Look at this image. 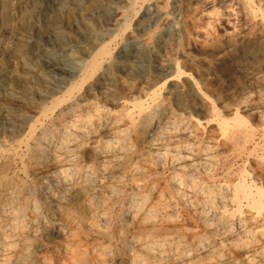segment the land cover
Wrapping results in <instances>:
<instances>
[{"label":"bare ground","instance_id":"obj_1","mask_svg":"<svg viewBox=\"0 0 264 264\" xmlns=\"http://www.w3.org/2000/svg\"><path fill=\"white\" fill-rule=\"evenodd\" d=\"M16 1L18 2V5L15 6V7H17L15 9L19 10V8H20L19 4H22L25 0H16ZM60 1H62L63 4H59L61 6V9H58L60 12L59 11L57 12V13H59V15L56 14L53 17L51 16L52 18L50 20H46L44 23L39 24V19L41 18V16H43L45 13H48L47 11L50 9V7H52L53 5L57 4V2H60ZM161 1L164 2V4L162 6L165 7V5H167L165 3L166 0H161ZM213 1L205 0L203 2H205L206 5L211 6V3H213ZM216 1L220 2V3L221 2L224 3V1L226 2V0H216ZM234 1L236 2V0H234ZM85 2H86V0H37L35 3H33V5H31L30 9L26 8L25 10H23L20 18L19 19L16 18L17 20L15 21V19L14 20L12 19V15H13V11H14V7L12 6L13 5L12 0H0V46L2 47L3 40H6V43L7 42L9 43V45H8L9 51L8 52H10V56L7 57V55L6 56L4 55V57H6L7 59L6 60L4 59L5 61H3V63L0 64V88L5 87L6 84H9L11 82L14 83V81L20 80L21 78H24V80H23L24 82L26 81V79H28V80L31 79V80H33L34 83L39 85V87L37 86L38 88L33 86L34 87L33 89H28L27 87H25L23 85L22 86L23 88H21V90L18 92H11L10 90H8L12 87L7 89L9 92L6 91L5 89L8 86H12L13 84L8 85V86L6 85L7 87H5V89H4L5 91L0 92V110L3 109V106H2L3 102L4 103L6 102V104H4V105H7V103H9V105L11 107H9V108L7 107L8 108L7 110H9L11 113H14V114L19 113L20 115L23 116L24 121L30 122L36 116L34 113V110L36 108L34 109L35 105H33L36 102V100L47 101V99H49L48 100V101H50L49 106L47 107V105H45V108H43V111L40 114V116L41 115L46 116L47 111H48L49 114L53 116V119L54 120L56 119V122L54 121V123H52L50 126L42 128V132H41L40 136L37 139H35L34 141H32L33 143H29L30 142L29 140L32 137V135H31L32 132H34L36 130L37 122H40V121H38L39 119L32 120L33 122L28 127L26 136H23V138H20V136H21L20 134H22L23 131H18V133L16 135L8 136L7 140L10 143H16L19 147L23 143H26L25 145H26L27 150H28V158H27L26 162H23L22 160L21 161H22V165H23V172L26 174L29 172V174L31 175V176L30 175L29 176L31 177L30 180L32 183L29 185L28 183H26L24 178L20 177L18 175V173H15L16 171L14 172V165H13L11 159L6 155L8 158L5 161V163L3 165H1V167H0V264H67V262H71L72 255L74 253L72 251V248L75 245L74 243L77 244L78 240L77 241H75V240L77 238L79 239V235L82 234L83 236H85V235L88 236L89 232L90 233L93 232L94 234L95 233L97 234V233H99L98 227L100 226V224L108 223V222H106V220H107V217H109V215L111 214V211L113 208V202L115 201V199H117L120 196L119 185L120 184L123 185L122 182L125 180V179L122 180L121 176L119 177L116 175H118V173H123V171L124 172L126 171L125 170V164L126 163H124L125 162L124 159L127 158V156L131 155L129 150H131V148H133V147L140 148V146L142 144L143 145L146 144V146H148V148H147L148 152H147V154L145 153V156L147 155L146 157L148 158V160H154L156 162V165H160L162 167L163 166L169 167V169L172 171L171 173H173V174L172 175L169 174L171 177L169 176L170 179L168 178L169 179V181H168L169 188L168 189H170V192L172 193V195L174 197V202H177L178 200L182 201L181 198H182V196L184 197V194H185V192L183 194L182 191L185 188V186L191 187V191L193 194H191L192 198H190V199H196L198 195H202L201 198H202L203 202H206V204H209V205L212 204L213 201H215V200L222 201L226 197L228 198V195L230 193V192L228 193V191H229L228 189H222V188L220 189L218 187V185H217V187H214L215 184L212 186L207 185L208 183L206 184V182H212L213 181L214 173H215V171L213 172L212 169H210L209 167L210 166L214 167L216 165L218 166V164L220 162H219V160H215L213 155H207V154H206L207 156L205 158L204 163H203V161H202V163L196 161V160H198L197 155L200 152H202L204 149L202 150V147H200L201 149H199V147L194 148L192 145V142L191 143L190 142H184V141L181 142L184 139L182 137H185V139H189L192 136L195 137L194 136V126L195 125L190 122L191 120H188V121L186 120V121H183L184 123H182V125L180 127L178 126V128H177V126H175L174 123L172 122V115L174 113L172 106L174 104L172 106H170L168 104V102L165 103V99H163V98L159 99L153 110H151L149 112L142 113V117L140 116L141 118L139 119L137 124L132 122V119L135 116L132 118L131 114H129V113L127 114V109L129 107L127 109L122 108L119 111H113L112 110L118 105L117 99L119 98L120 95H122V93H124V92L132 93L131 91L136 89V86L138 84V80L147 79L148 84L150 81L151 85L153 86L160 81H163V80L166 81L167 77H169V76H171L173 80L179 79L181 77L191 78L194 82L193 83L194 85L197 86V84H198V88H200V87H201V89L205 88L204 89L205 92H202L203 95L207 96L206 99L209 98L212 101V96H214L215 94H213V92L211 90H207L209 87V83L203 78L204 75H202L200 73L201 71L199 72L197 70V68L195 67L194 64H190V65L186 66L185 65L186 63L182 65V64H180V62L175 61V63H174L175 64L174 65L175 71H174V74L171 75V72H169V70H167V68L165 67L166 65L164 66L163 63H158V64L154 63L152 65H143L142 63L138 62V60L140 58L135 57L137 59L131 60V61H133L132 63L130 62L131 64L129 62H128V64H125V63L123 64V66H126V71H125L126 73L124 74V80H119L115 76L113 77V75H112V77L110 75H108V72L106 71L107 69H109L112 66V64H111L112 62L110 61L112 49L110 50V43H105V44L98 45L96 48L91 50L89 52V54L87 55V59L84 60V62L81 61L82 65H81V68L79 69V74H78L77 78L75 77L76 75L74 76L76 78V80H74V82L70 83L68 86L60 87L59 90H55V89H53L47 85V83H48L47 79H49L48 74L56 75L58 78L60 76L61 77L64 76L66 71L68 70V67L70 65V62H68V61H71V60L65 61L62 58L57 57L56 55L55 56H53V54L51 55V53L59 52V53L63 54L70 49V47H71L70 45H74V44L80 42L77 39L78 37L75 35L76 30L78 29V27H77L78 23L75 21H76V15L79 13V10L82 8V6L85 4ZM90 2L91 3L89 6L90 7L89 11H91V13L95 14V16H98V18H100L103 23L109 24L112 21L114 22V21L118 20V17H116L117 14H115L114 12H108L107 10H104V4L103 3H101L97 0H91ZM132 2L133 3L131 5V8L133 9V6L136 2L134 0H132ZM230 2H231V0H229V3ZM235 2H234V4H235ZM206 5H204V6H206ZM227 5H226V7H227ZM162 6H160V7L163 8ZM228 7L226 9H228ZM230 7L231 8H229L228 11H230V9H232V3L230 5ZM263 7H264V0H240L238 2V4L236 3L235 8H233L234 9L233 13L236 9L237 11L235 12L236 13L235 16H237L238 19L240 18L242 20V21L240 20V22H242V24L240 26L238 25L239 27H238L237 32L231 31L228 33V39L229 38L233 39L235 37H238V39L241 38L242 40L247 38V41H249V39H248L249 36H248V33H246V31L247 30H249V31L257 30L258 33H256V34L259 35L258 37L261 38V40H259V38H258V41H256L258 43V45L255 46V50H257V52L263 53L264 52V21H263V19H264V8ZM167 8H163V9L165 10ZM126 10H128V9H126ZM61 12L64 13L65 15H62ZM118 12H119V10H118ZM213 12L215 13V11H213ZM210 13H212V12H210ZM227 13H229V12H227ZM227 13H225V14L227 15ZM88 14H90V13L88 12ZM145 14H147V13H145ZM219 14L218 15L221 16V13H219ZM46 15H48V14H46ZM223 15L224 14L222 13V16ZM63 16H65V17H63ZM79 16L80 15H78L77 17H79ZM146 16H144V18ZM18 17H19V15H18ZM89 17H90V15H89ZM208 17H209V15H207L205 18L207 19ZM228 17H230V16L228 15ZM257 17H259V18H257ZM48 18H49V16H48ZM199 18H200V16H199ZM80 19H82V18H80ZM85 19L86 18H84V21H85ZM202 19H204V18H202ZM206 19H205V21H206ZM235 20H233V22ZM256 20H258V21H256ZM200 21H199V23H201ZM208 21H209V19H208ZM211 21H212V19H211ZM236 21H235V23H236ZM231 22H232V20H231ZM124 23H125V21L123 22V24ZM56 24H60V26L63 27L62 28L63 35H60L58 33V31L56 30L57 31V33L55 34L56 36H53L54 38H51L52 36L49 37L48 33L50 32V34L52 35V30L54 31V29L56 27H58V25L55 27ZM194 24H192V25H194ZM202 24L204 25L203 22H202ZM214 24H215V22H214ZM203 25H201V26L203 27ZM122 26L126 30V28L128 27V24L125 23ZM215 26H213V28ZM85 27L86 28L84 30H86V31H87V29H89V30L91 29V26L88 24ZM232 27H234V26H232ZM195 28H197V27H195ZM199 28H200V26L197 29H199ZM209 28H210V30L212 29L211 27H209ZM230 28H231V26H230ZM60 29L61 28L59 27V30ZM154 29H156V28H154ZM208 29L206 28V30H208ZM234 29H236V26ZM188 30H190L192 32H193V30L195 31V29H193V30L188 29ZM228 30H231V29H229V27H228ZM197 32H199L198 35L197 34L196 35H197V37H200L201 47L204 50L209 49L212 46L213 41H211L207 37L208 35H206L205 30L204 31L198 30L195 33H197ZM154 33H155V30L151 31V33L148 34L146 39L144 38V40H146V44H148V42L153 39ZM218 36H219V34H218ZM214 37H215V35H214ZM214 37H212V38H214ZM220 38H221V36H220ZM238 39H237V41H238ZM223 40L224 39H222V41ZM216 42H217V40H216ZM227 43H228V41H227ZM194 44H195V42H194ZM31 47L36 48L35 51H33V52H36L37 55H39V57L42 58V61L39 62L38 64L34 65V66H31L30 61L25 60V62H23L20 65L21 71L17 72L13 67L15 64L14 62H17V61H13V59H11V57H13L12 50L13 49L15 50V48H16L15 51L17 53L27 54V52L29 51V49ZM194 47H195V45H194ZM239 47H240V45H239ZM3 48H4V46H3ZM47 48H51L50 49L51 51ZM246 48H247V46H246ZM84 49H85V47H84ZM161 49H163V48H161ZM177 52L178 51H176V53ZM196 52H199V51H196ZM149 53L151 54V52H149ZM254 53H256V51ZM69 54H71V53H69ZM84 54H86V53H84ZM23 56L21 55V57H23ZM81 56L83 57V55H81ZM132 56H134V55H132ZM179 56H178V58H181V56L180 57ZM209 56H210V54H209ZM18 57H20V56L18 55ZM35 57H36V55H35ZM157 57H158L157 53L154 54V57L152 56L153 60L158 62ZM187 57H189V55ZM190 57H192V56L190 55ZM74 58H76V57H74ZM239 58H241V57L239 56ZM260 58H261V56H260ZM208 59H210V58H208ZM223 60H225V59H223ZM73 62H72V64H73ZM197 62H199V61L197 60ZM240 62H242V61H240ZM193 63H194V61H193ZM233 64H234V62H233ZM197 65H199V64H197ZM203 65H204V63H203ZM262 65H264V64H262ZM11 66L13 67L12 69H10ZM119 67H117V68L120 70ZM5 69H9V70H7L8 72L4 71ZM74 73H76V72H74ZM255 74L256 75L259 74L260 76H258V77L264 83V70L258 69V72H256ZM99 75L103 76V77H107V78L102 79ZM121 77L123 78V75ZM175 81H177V80H175ZM17 82H19V81H17ZM27 82H29V81H27ZM58 82H59V80H58ZM255 82H257V81H255ZM174 83H176V82H174ZM257 83L261 84L260 82H257ZM19 85L21 86V83ZM262 86H264V85H261V87ZM141 88L144 89V87H141ZM180 88H182V87H180ZM191 88H193V87L187 86L186 92H184L185 95L187 94L186 96H188V93H190L191 91H194ZM162 89H164V87ZM12 90L15 91L14 89H12ZM251 91H252V89H251ZM259 92H261V91H259ZM55 93L56 94L59 93V95L54 97V98H51L52 95H54ZM161 93L163 94V92H161ZM242 93H244V92H242ZM252 94H253L252 92L250 94H248V96L246 94L247 99H245L243 101V103H245V104L249 103V105H251L250 108L248 109L249 113H251V115H253L254 113L255 114L260 113L259 108L264 106V94H263V98H262L263 101L261 103L260 102L254 103V101L252 100V97H253ZM258 97H259V95H258ZM175 99H176V97H175ZM130 100H131V103L137 109L141 108L142 102H139L141 99L139 101L136 98H132ZM181 100L183 101V99H181ZM143 102H144V100H143ZM210 102H208V104ZM218 102H219V100H218ZM240 102H242V101H240ZM182 104H185L186 107H189V105L191 104V101H190V99L186 98V100L184 102H182ZM234 106H235V103H234L233 107ZM247 106H248V104H247ZM42 107H43V105H42ZM209 107L210 108H208V109H210L211 113L214 116L217 115V111H216L215 106L212 102H211V105ZM4 111H6V109ZM4 111H2V112H4ZM233 112H234V110H233ZM11 113H9V112H8V114L6 113L7 117L9 116V114H10V116H12L13 114H11ZM233 114H231V116ZM124 115L127 116L129 118L130 122L133 123L131 131H128L127 127H124V121H123ZM12 117H14V116H12ZM216 118H218V117H216ZM244 119L241 116H238L237 114H235L234 117L232 118L231 124L226 122V120L222 121L220 123L217 122L220 127H219V129H217V127H216V130L219 132V130L221 129L220 131H222V134H220V135L224 136L226 142L229 143L232 146V148L235 150V153L241 152L243 154L242 151L245 150V151H247L248 154L253 155L255 153V148L257 147V145L259 143V142L258 143H255V142L252 143L254 141V138L256 137L255 136L256 129L252 126V124L248 125ZM129 120H128V122H129ZM177 121H179V120H177ZM181 121H182V119H181ZM16 122H17V120H16ZM26 124H28V123H26ZM177 124L179 125L178 122H177ZM17 135H20V136H17ZM28 135L30 136L29 138H27ZM262 137H264V130L262 133ZM146 138H149V140ZM91 139H94V140L96 139L97 144L102 143L100 145V147L96 146L93 150L94 154L97 155V159H98L97 160L95 158L96 159L95 163H93L91 160H88V158L86 160V158L84 156V153H86V151H84L85 143H89V141H91ZM222 140H224V139H222ZM194 144H195V141H194ZM246 144H249L250 149H246L247 147L245 148ZM262 145L264 146V143H262ZM10 146H11V144H10ZM222 146H223V144H222ZM120 148H122V149L119 150ZM209 148H210V146H209ZM259 148H260V146H259ZM144 149H146V148H144ZM152 149H155L156 151L153 150L155 152L150 153V152H152ZM226 149H224L225 152H226ZM263 150H264V148H263ZM111 151H113L111 155L109 153H107V152L111 153ZM206 152H208V151H206ZM117 153H120V155L117 156L118 155ZM138 153H139V151H138ZM90 154H93V153H90ZM128 154H130V155H128ZM2 155H3L2 151H0V161H1V159H3ZM220 155H218V158ZM115 156H117V157H115ZM201 156H202V154H201ZM229 156H233V155H229ZM18 157H20L19 154H18ZM221 157L224 159L223 156H221ZM4 158H5V156H4ZM15 160H13V161L15 162ZM143 160H145V159H143ZM241 160H243V159H241ZM220 161L223 162L222 160H220ZM254 162L255 163L253 166L254 167L253 173H255L254 174L255 178L259 181L264 180V156L259 157V159H254ZM135 163H137V162H135ZM151 163H152V161H151ZM139 164H140V166L142 165L141 162ZM222 164H220L219 167L223 166ZM231 166H229V167H231ZM15 167H17V166L15 165ZM245 167L248 168V166H245ZM228 168H226V170ZM131 169L136 174L140 170L139 166H136V164H135V167L131 168ZM163 169H165V167H163ZM199 170H201V172L203 173L201 175H203V177H205L207 180V181L205 180V183H203V184L198 183L197 181H195V179H191V177L188 178L189 176H193L192 175L193 173L198 174L200 172ZM219 170H221V169L219 168ZM223 171H225V170L223 169ZM139 172H142V171L140 170ZM130 173H133V172L130 171ZM144 173H146V172H144ZM167 173H169V172H167ZM236 173L237 172H235V174ZM241 173H242V171H241ZM156 174L158 175V173H156ZM161 174H163V173H161ZM187 174H188V177H187ZM225 174L226 173L224 172V175ZM229 174H231V173H229ZM141 175H145V174H141ZM157 175H155V176H157ZM254 175L252 177H254ZM128 177H130V176H128ZM134 177H136V175ZM151 177H150V179H151ZM161 177H163V175ZM161 177H160V179H161ZM216 177H218V176H215V178ZM116 178L119 180L115 181ZM139 178L141 179L143 177L139 176ZM228 178H226V179H228ZM156 179H158V177ZM222 179H224V178H222ZM226 179H224V180H226ZM228 180H230V179H228ZM228 180H227V182H228ZM231 180L234 181L232 178H231ZM154 181H158V180L154 179ZM145 182H147V181H145ZM229 182H231V181H229ZM235 182H237V180ZM114 183L116 186L111 185ZM246 183L247 182H244V181H239V183H237V184L232 183L234 185H232L230 197H232V200H233V199H236L240 196L241 197L243 196V198H245L249 204L247 206H250L251 210L253 209L255 211H259V210L261 211V208L264 207V205H263L264 190L262 189V187L257 186V184H255L254 180H253V182L251 181L250 186H249V184L247 186ZM257 183H259V182H257ZM133 184H135V183H133ZM149 184H151V183H149ZM136 185H137V183H136ZM131 186H133V185H131ZM138 188L139 187H137V189ZM148 188H150V187L148 186ZM227 188H228V186H227ZM163 189H165V188H163ZM166 189H167V187H166ZM153 190L154 189H152L151 191L147 190V192L145 191L146 192L145 194L142 193L143 195L140 194L141 192L139 193L137 191L136 193H133V194L127 196V201H125L126 203H124L125 206L123 205L124 213L120 212L121 214H119V216H118V220L122 226V229H126L127 232L128 231L133 232L136 230L141 231L145 225L155 223L158 220L157 217H159V216H163V217L166 216L167 218L169 217L172 209L170 210V214H169L168 211L161 210L163 207H161V209H160V207L158 208V206H161L162 204H164L166 206L167 205L170 206V205H172L171 204L172 202H168V203L167 202H161L162 200L158 199L159 197H161V194L159 192L160 190L158 191L159 192L158 194L152 193ZM188 195H185V198ZM185 198H183V201ZM166 199H168V198H166ZM198 202H200V201H198ZM225 202H226V200H225ZM239 202H240V200H239ZM179 203H181V202H179ZM182 203H185V202H182ZM195 203L196 202H194V204ZM228 203H231V200ZM116 204H117V202H116ZM194 204L192 203V206ZM214 204H216V203H214ZM218 205H220V204H218ZM221 205H223V203ZM202 206H203V204H202ZM186 207H187V205H186ZM118 209H119V207H118ZM163 209H165V208H163ZM178 209H180V208H178ZM193 209H196V207ZM201 209H202V207H201ZM206 211H207V209H206ZM117 213H118V211H117ZM252 213H254V212H252ZM190 214H189V216H190ZM195 214H196V212H195ZM200 214H202V213H200ZM258 214H260L259 215L260 216L259 220H260L262 217L261 215H263V214H261V213H258ZM116 215H115V217H117ZM196 215H198V214H196ZM207 217H209V216H207ZM215 217L217 218V216H215ZM163 220H165V219H163ZM172 220H173V218H172ZM221 222H222L221 220L215 221V219L214 220L210 219V222L208 224L209 232H212L216 226L221 224ZM238 222H240V221H238ZM252 223H250V224H252ZM260 224H262V223L260 222ZM170 225H172V224H170ZM240 225H242V224L240 223ZM108 226H109V224H108ZM121 226H120V228H121ZM113 227H114V225H113ZM222 227H224V226H222ZM120 228H117V229H120ZM157 229H159V228H157ZM231 229L229 231L230 233H232ZM236 230H238V229H236ZM110 231H111V229H110ZM120 231H122V230H120ZM104 234H106L105 231H104ZM213 234H214V232H213ZM216 234H219V233H216ZM239 234H240V231H239ZM112 236H111V238H112ZM124 236L122 237V241H121L122 244H121L120 249H118V253L117 254L115 253L116 255H113L112 257H109V259H108V255L106 254L107 249H100L99 251H97V253L95 252L96 253L95 255L92 254V255H94V256H92V257H94L92 260V263L93 264H105V261L111 260L115 264H152V263H150V260L147 258V256H151V257L155 256V254H156L155 252H158L157 251L158 250L157 243L154 242V240L153 241L150 240L151 243L152 242H154V243L141 245L142 244L141 242L143 241V239H141V237L139 235L138 237H136V236L132 237L133 243L131 245L130 244L131 242L129 241L130 242L129 243L127 241L128 240L127 237H129V235L126 237H124ZM149 236L146 235L145 237L148 238ZM239 236L242 237L241 235H239ZM96 237H97V235H96ZM167 237H169V236H167ZM203 237H201V238H203ZM249 238L251 239V236ZM81 239L84 240L83 238H80L79 241H81ZM108 239H106V241ZM180 239H181V237H180ZM230 239H232V238H230ZM240 239H242V238H240ZM247 239H248V237H247ZM95 240H97V239H95ZM237 240H238V237H237ZM190 241H188V242H190ZM241 241H243V240H241ZM118 242H119V240H118ZM147 242H148V240H147ZM173 242H175V241L173 240ZM249 242H250V240H249ZM93 243H94V241H93ZM44 244L51 245L52 250H53L52 253L55 254V257L54 256L52 257V255H48L47 252L44 251ZM83 244H84V242H83ZM134 244H136V245H134ZM119 245L120 244H118V246ZM186 245H187V242H186ZM197 245H198V243H197ZM256 245L257 244H255L253 246L255 247ZM174 246H175V244H174ZM200 246H201V244H200ZM203 246H204V244H203ZM228 246H229V244H228ZM232 247L233 246H231L230 248H232ZM81 248H82V245H81ZM261 248H262V246H261ZM82 249H84V250H82L83 253H81L79 251L81 254L78 253L79 255L76 256V260H74L75 263H73V264H88L91 261V260H89V258H85L83 256V254L86 255V251L89 254L90 249H88L87 247L82 248ZM241 249H240V251H241ZM125 250H126V252H125ZM127 250L129 251V253H128L129 255H127ZM91 251L94 252V250H91ZM202 251H203V249H202ZM115 252H116V250H115ZM197 252H199V251H196V253ZM259 252H260V250H259ZM111 253H113V252H111ZM168 253H169V251H167V253H165V254H168ZM172 253H173V251H172ZM237 254H236V256H237ZM124 255H126L127 257H124ZM175 255L177 256V254H175ZM172 256H173V254L171 255V257ZM74 258H75V256H74ZM125 260H127V261H125ZM188 260H190L188 258V256L184 257L182 259V261H183L182 264H186L185 262L188 263ZM211 260H213V259H211ZM245 261L247 262V260H245ZM169 263H170V261H169ZM198 263H199V261H198ZM213 263L211 262L210 264H213ZM226 263H228V262H226ZM69 264H72V263H69ZM156 264H158V263H156ZM161 264H162V262H161ZM174 264H176V263H174ZM178 264H180V263H178ZM247 264H248V262H247Z\"/></svg>","mask_w":264,"mask_h":264},{"label":"rangeland","instance_id":"obj_2","mask_svg":"<svg viewBox=\"0 0 264 264\" xmlns=\"http://www.w3.org/2000/svg\"><path fill=\"white\" fill-rule=\"evenodd\" d=\"M36 1L37 0H25L22 4H19V6H20L19 10H16L15 8H17V7H15V6L18 5V2L16 0H14V1L12 0V4H13L12 6L14 7L12 19L13 20L15 19V21L17 19H19L20 16H21V14H22V12H23V10H25L26 8L27 9H30L31 8V5H33V3H35ZM90 1L91 0H86L85 4L81 8L82 10L80 9L81 11L79 10V13L76 15V21L75 22L78 23V26H77L78 29L76 30L75 35L78 37L77 39L80 42L79 43H76L74 45H70L72 48L70 47V49L67 52H65L66 54L65 53L62 54V53H59V52L51 53V55L52 54H53V56L56 55L57 57L62 58L65 61H68V60H71L72 61L73 60L74 61V62L72 61L73 64H72L71 61H68V62H70V65H69L68 70L66 71L65 75L62 76V77L60 76V77L57 78L56 75L48 74V78L50 80L47 79L48 80L47 85L50 86L51 88L55 89V90H59L60 87L68 86L70 83L74 82V80H76V78H77V76L79 74V69L81 68L82 62H84V60L87 59V55L89 54V52L91 50H93L94 48H96L98 45L105 44V43H110V50L112 49L111 50V56H110V61L112 62L111 63L112 66L109 69H107L106 71L108 72V75H110L111 77L113 75V77L115 76L119 80H124V74L126 73L125 72L126 71V66H123V64L124 63L125 64H128V62L129 63L130 62L132 63L133 61H131V60H134V59H137V58H140L138 60V62L142 63L143 65H152L154 63L155 64L163 63L164 66L166 65L165 67L167 68V70H169V72H171V75L174 74V71H175V67H174L175 61L180 62V64H182V65L186 63L185 64L186 66H188L190 64H194L195 67L197 68V70L199 72L201 71L200 73L202 75H204L203 78L209 83V87H208L207 90H211L213 92V94H215L214 96H212V101L209 98L206 99L207 96L203 95L202 92H205V90H204L205 88H202V89H201V87L198 88V84H197V86L194 85L193 84L194 82H193V80L191 78H189V77H181L179 79H174L173 80L172 77L169 76V77H167L166 81H164V80L163 81H160V82H158L157 84H155L153 86L151 85V82L150 81H149V84H148V80L147 79L138 80V84L136 86V89L133 90V91H131L134 95L132 93H130V92H129L130 94L127 93V92L122 93V95H120L119 98L117 99L118 105L114 109H112V110L113 111H119L122 108H126L127 109L129 107L127 109V114L128 113L131 114V117L132 118L135 116L132 119V122L135 123V124H137L138 121H139V119L142 117V113L149 112V111L153 110L155 108L156 103H157V101L159 99H162V98L165 99V103L168 102V104L170 106H172L173 104L176 106V107L174 105L172 106L173 107V111H174V113L172 115V122L174 123L175 126H177V128H178V126L180 127L182 125V123H184L183 121H186V120L187 121L188 120H191L190 122L195 125L194 126V136L195 137L192 136L189 139H185V137H182L185 140L183 139L181 142H183V141L184 142H190V143L192 142V145H193L194 148L195 147H199V149H201L200 147H202V150L204 149L202 152L199 151L200 153L197 155V159L198 160H196V161H198L200 163H202V161H203V163H204L205 158H206L207 155H213V157L215 158V160H219V162H220L218 164V166L217 165L214 166L215 168L213 166H210L209 167L210 169H212L213 172L215 171V173H214L213 181L212 182H206V184L208 183L207 185L212 186V185L215 184L214 187H217V185H218V187L220 189L221 188L222 189H228L229 190L228 193L229 192L231 193L232 185L239 183V181L247 182L246 185L248 186V184H249V186H250L251 185V181L253 182V180H254L255 181V184H257V186H259V187H262V189L264 190V180H260V181L257 180L255 178V175H254L255 173H253L254 172V170H253L254 167L253 166H254V163H255L254 162V159H259V157L264 156V150H263L264 146L262 145V143H264V137H262V133H263V130H264V106H262L261 108H259L260 113H256V114L254 113L253 115H251V113H249V110H248L251 105H249V103H247L248 104V106H247V104L243 103V101L245 99H247L248 94H250L251 92L253 93L252 94V96H253L252 97V100L254 101V103H258V102L261 103L263 101L262 98H263V94H264L263 93L264 92L263 91L264 90V86L261 87V85H264V83L258 77L260 75L259 74L256 75L255 73L258 72V69L264 70V65H262V64H264V52L263 53L262 52H257V50H255V46L258 45V43L256 41H258V38H259L258 37L259 35L256 34V33H258L257 30H251V31L247 30L246 31V33H248V36L249 37L251 36L250 38L248 37V39H249L250 42L247 41V38H245L244 40H242L241 38L238 39V37H235L233 39H231V38L228 39V33L231 32V31L232 32H237L238 27L242 24V22H240L241 19L240 18L238 19L237 16H235L236 15L235 12L237 11L236 9L234 11L235 14L233 13V10H234L233 8H235L236 3L238 4V2L240 0H236V2L234 0H231L230 3H229V0H226L227 3L225 1H224V3L223 2L220 3V2H217L216 0H214V1L211 0V1H213V3H211V6L209 5L210 7L208 5H206L205 2H203L205 0H166L165 3L167 5H165V7L162 6L164 4V2L161 1V0H134L136 3L134 4L133 9L131 8V5L133 3L132 0H97V1H99V2H101V3L104 4V10H107L108 12H114L115 14H117L116 17H118V20L117 21H114V22L112 21L113 23L110 22L109 24L103 23L101 21V19L98 18V16H95V14H93V13H91V11H89L90 10V7L89 6H90V3H91ZM233 1L235 2V4H234ZM60 2H57V4H55L52 7H50V9L47 11L48 13H45L43 16H41V18L39 19V24L40 23H44L46 20H50L56 14L59 15V13H57L59 11L58 9H61V6L59 4H63L62 1H60ZM231 3H232V9H230V11H228L229 8H231L230 7ZM204 5H206V6H204ZM226 5H227V7L229 6L228 9H226L227 8ZM160 6H162L163 8H167V7L168 8L164 10ZM126 9H128V10H126ZM118 10H119V12H118ZM213 11H215V13ZM88 12L90 14H88ZM210 12H212V13H210ZM218 12L221 13V16H219L220 14ZM227 12H229V13H227ZM145 13H147V14H145ZM222 13L224 14L223 16H222ZM225 13H227V15ZM46 14H48V15H46ZM61 14L62 15H65L62 12H61ZM18 15H19V17H18ZM78 15H80V16L82 15L81 17L79 16L82 19H80L79 17H77ZM89 15H90V17H89ZM143 15L144 16L147 15V16L144 18ZM207 15H209L210 18L208 17L206 19L205 17ZM228 15L231 18L228 17ZM48 16H49V18H48ZM199 16H200V18H199ZM63 17H65V16H63ZM84 18H86L85 21H84ZM202 18H204V19H202ZM226 18L227 19L229 18V19L227 20ZM257 18H259V17H257ZM205 19H206V21H205ZM208 19H209V21H208ZM211 19H212V21H211ZM231 20H232V22H231ZM233 20H235L236 23H235V21L233 22ZM258 20H256V21H258ZM124 21H125L126 24H128V27L126 28V30L122 26V25L125 24V23L123 24ZM199 21L201 23H199ZM263 21H264V19H263ZM202 22L204 23V25L202 24ZM214 22H215V24H214ZM87 24L91 26V29L90 30L87 29V31H86L84 29L86 28L85 26ZM192 24H194V25H192ZM57 25H58V27H56ZM201 25H203V27ZM199 26H200V28L197 29ZM208 26L211 27L212 29L210 30V28ZM213 26H215V27L213 28ZM230 26H231V28H230ZM232 26H234V27H232ZM235 26H236V29H234ZM55 27L56 28L54 29V31L52 30V35L50 34V32L48 33V36L49 37L52 36L51 38H54L53 36H56L55 34L57 33V31H58V33L60 35H63V30H62L63 27L60 26V24H56ZM59 27L61 28L60 30H59ZM195 27H197V28H195ZM228 27L231 30H228ZM154 28H156V29H154ZM206 28L207 29L209 28V29L206 30ZM188 29H191V30L195 29V31L193 30V32H192V31H190ZM154 30H155V33L153 35V39L151 41H149L148 44H146V40H144V38L146 39V37L148 36V34L151 33V31H154ZM198 30L199 31H204L205 30L206 35H208L207 37L211 41H213V44H212V46L209 49L204 50L201 47L200 37H197V35H198L199 32L195 33ZM213 34L215 35V37H214ZM218 34H219V36H218ZM220 36H221V38H220ZM212 37H214V38H212ZM222 39H224V40L222 41ZM237 39H238V41H237ZM216 40H217V42H216ZM259 40H261V38H259ZM227 41H228V43H227ZM194 42H195V44H194ZM193 44L195 45V47H194ZM8 45H9V43L8 42L6 43V40H3L2 47L0 46V60H1L0 61V64L3 63V61H5L7 59L6 57H4V55L5 56L7 55V57L10 56V52H8L9 51ZM239 45H240V47H239ZM3 46H4V48H3ZM246 46H247V48H246ZM84 47H85V49H84ZM16 48H15V50H16ZM161 48H163V49H161ZM35 49H36L35 47L34 48L31 47L29 49V51L27 52V54H20V53H17L14 49L12 50L13 57H11V59H13V61H17V62H14L15 64L13 66L14 69L17 72H20L21 71L20 65L23 62H25V60H29L31 66H34V65H36V64H38L39 62L42 61V58L39 57V55H37L36 52H33V51H35ZM47 49L50 50L51 48H47ZM176 51H178V52L176 53ZM196 51H199V52H196ZM255 51H256V53H254ZM149 52H151V54ZM69 53H71V54H69ZM84 53H86V54H84ZM155 53L158 54V57H157L158 62L155 61V60H153V58H152V56L154 57V54ZM209 54H210V56H209ZM18 55L20 57H21V55L22 56L24 55V56L20 58V57H18ZM35 55H36V57H35ZM81 55H83V57ZM132 55H134V56H132ZM177 55L178 56L180 55L181 58H178ZM188 55H189V57H187ZM190 55L192 57H190ZM239 56L242 59L239 58ZM260 56H261V58H260ZM74 57H76V58H74ZM135 57H137V58H135ZM208 58H210V59H208ZM223 59H225V60H223ZM197 60L200 63L197 62ZM193 61H194V63H193ZM240 61H242V62H240ZM233 62H234V64H233ZM203 63H204V65H203ZM197 64H199V65H197ZM13 67L11 66L10 69H12ZM117 67H119L120 70ZM7 70H9V69H5L4 71H7ZM74 72H76V73H74ZM122 75H123V78L121 77ZM100 77L102 79L107 78V77H103V76H100ZM23 80H24V78H21L20 80L14 81V83L16 82L15 84L13 82H11L9 84H6L7 86L8 85H11V84H13V85L12 86H8V87L5 85V87H7L6 89H5V87H1L0 88V92L1 91H5V90L6 91L10 90L11 92H18V91L21 90V88H23L22 87L23 85L25 87H27L28 89H33L34 88L33 86H35L36 88L39 87V85H37L36 83H34L33 80H31V79H29V80L26 79L25 82ZM58 80H59V82H58ZM175 80H177V81H175ZM254 80L257 81V82H260V83L262 82V83L259 84V83L255 82ZM17 81H19L21 83V86L19 85L20 83L17 82ZM27 81H29V82H27ZM174 82H176V83H174ZM187 86L193 87L191 89L194 90V91H191L190 93H188V96H186L187 94L186 95L184 94V92H186ZM10 87H12V88H10ZM141 87H144V89L141 88ZM163 87H164V89H162ZM180 87H182V88H180ZM8 88H10V89H8ZM12 89H14L15 91H13ZM251 89H252V91H251ZM259 91H261V92H259ZM161 92H163V94ZM242 92H244V93H242ZM246 94H247V96H246ZM58 95H59V93H57V94L55 93L54 95H52L51 98H54V97H56ZM258 95H259V97H258ZM175 97H176V99H175ZM132 98H136V99H138V101L141 99L139 101V102H142V106H141L140 109H137L131 103V100L130 99H132ZM186 98L190 99V101H191V104L192 105L190 104L189 107H186L185 104H182V102H184L186 100ZM181 99H183V101ZM48 100L49 99H47V101L36 100V102L33 104V105H35L34 106V109L36 108L38 111L36 109H35L36 111L34 110V113H35L36 116L34 115L35 117L32 120L39 119L38 121H40V122H37V124H36V130L34 132H32V134H31L32 137L29 140L30 141L29 143H33L32 141H34L35 139H37L40 136V134L42 132V128H45L47 126H50L52 123H54V121L56 122V119L54 120L53 119V116L50 115L48 111H47V115L46 116H43V115L40 116V114L43 111V108H45V105H47V107L49 106V104H50L49 102L50 101H48ZM143 100H144V102H143ZM218 100H219V102H218ZM210 101L214 104L215 109L217 111V115H215V116L211 113L210 109H208V108H210L209 106L211 105V102ZM240 101H242V102H240ZM208 102H210V103L208 104ZM234 103H235V106L233 107ZM4 104H6V102L5 103L3 102L2 106H3V109L5 108L7 112L4 111L5 109L4 110L3 109L0 110V114H1L0 115V151H2V154H3L2 155L3 156V159H1V161L2 160L3 161L2 162L0 161V167H1V165H3L5 163V161L9 157L11 159L13 165H14V172L16 171L15 173H18V175L20 177L24 178V180L26 181V183H28L30 185L32 183L31 180H30L31 179V177H30L31 175L29 174V172L27 174L23 172V165H22V161L23 162H26L27 161V158H28V150H27V147L25 145L26 143H23L19 147L16 143H10L7 139H8V136L16 135L18 133V131H23L22 134H20L22 137L20 135H17V136H20V138H23V136H26L27 129H28V127L30 126V124L33 121L32 120L30 122L29 121H27V122L24 121L23 116L20 115L19 113L14 114V113H11L9 110H7L9 107H11L9 105V103H7V105H4ZM42 105H43V107H42ZM232 109L234 110V112H233ZM2 111H4V112H2ZM8 112L11 113V114H13L12 116H14V117L10 116V114L7 117ZM231 114H233V115L231 116ZM235 114H237L238 116H241L243 119L245 118L244 120L247 122V124L248 125H251L252 124V126L256 129V131H255L256 132V134H255L256 137L254 138V141L252 143H254V142L255 143H258L259 142V143H258L257 147L255 148V153L253 155L248 154L247 151H245V150L242 151L243 154L241 152H239V153L236 152L237 153L236 154L235 153V150L232 148V146L229 143L226 142L224 136L223 135H220V134H222V131H220L221 129L219 130V132L216 130V127H217V129H219V127H220L217 122L220 123V122L226 120V122H228V123L231 124L232 118L234 117ZM216 117H218V118H216ZM123 118H124V120H123L124 121V127H127V130L128 131H131V128H132V124L133 123L130 122V120H129V118L127 116L124 115ZM181 119H182V121H181ZM16 120H17L18 123L16 122ZM128 120H129V122H128ZM177 120H179V121H177ZM177 122L179 123V125L177 124ZM26 123H28V124H26ZM29 137L30 136L28 135L27 138H29ZM146 139L149 140V138H146ZM222 139H224V140H222ZM194 141H195V144H194ZM94 142L96 143V139L95 140L94 139H91V141H89V143H85V149H84V151H86V153H87V154L84 153V156H85L86 160L88 158V160H91L93 163H95V160L97 159V155L94 154L93 150H94V148L96 146L100 147V145L102 144V143L101 144L100 143H98V144L96 143L95 144ZM10 144H11V146H10ZM222 144H223V146H222ZM209 146H210V148H209ZM259 146H260V148H259ZM249 147H250L249 144H246L245 145V148L246 149H250ZM144 148H146V149H144ZM147 148H148V146H146V144H144V145L142 144L140 146V148L133 147V148H131V150H129L131 155L128 154L130 156H127V158L124 159L125 160L124 163H126L125 164V170L126 171L125 172L123 171V173H118V175H116V176H119V177L121 176L122 177L121 179L122 180L125 179L126 181L124 180L122 182V184L124 186L121 185V184L119 185L120 196L117 199H115V201L113 202V208H112L111 214L109 215V217H107V220L108 221L106 220V222H108V223L100 224V226H99L100 228L98 227L99 233H97V234L96 233L94 234L93 232H91V233L89 232L90 234L88 233V236L87 235L83 236L82 234H80L81 236L79 235V239L80 238H83L84 240L81 239V241H79L78 238L75 240V241H77V240L78 241H77V244L74 243L75 245L72 248V251L74 253L72 255L71 262H67V264H69V263H72V264L75 263L74 260H76V256L79 255L78 253H80V252L83 253L82 250H84V249H82V248H85V247H87L88 249H90L89 250L90 251L89 254H88L87 251H86V255L83 254V256L85 258H89V260H91L88 264H93L92 263V260H93L94 257H92V256H94L97 253V251H99L100 249H107L106 250V254L108 255V259H109V257H112L113 255H116L118 253V249H120V247H121V244H122L121 241H122V237L124 235H125L124 237H126L128 235H129V237L131 236L130 238L127 237V239H128L127 241L128 242L130 241L131 243L130 242L129 243L131 245L133 243L132 242L133 241V238L132 237L133 236L134 237L135 236L138 237L139 235H140L141 239H143V241L141 242L142 243L141 245H143V244H153L154 242L157 243V245H158L157 246L158 247V250L157 251L158 252H155L156 253L155 256L154 257L147 256V258L150 260V263H152V264H156V263L161 264V262H162V264H174V263H176V264H178V263L182 264V262H183L182 259L184 257H186V256H188V258L190 259V260H188V263L189 264H210L211 262L212 263L214 262L213 264H223V263L224 264H240V263L241 264H243V263L244 264H247V262H248V264L249 263L250 264H256V263L257 264H264L263 263L264 262L263 261L264 260V246H263L264 245V234H263L264 233V218H263L264 217L263 216L264 215V213H263L264 212V207L261 208V211L262 212L260 210L259 211H255L253 209L251 210L250 206H247L249 204L246 201V199L243 198V196L242 197L240 196L241 198L238 197V198L232 200V197H230V193L228 195V198L226 197L225 199H223L224 201L223 200L222 201L215 200L212 203L213 205L210 204L211 205L210 206L209 204H206V202H203V200L201 198L202 195H198L196 199H190V198H192V195L191 194H193L192 191H191V187L190 186H185V188H184L185 190L183 189L182 192H183V194L185 192V194H184V197L182 196V198H181L182 201L178 200L177 202H174V197H173L172 193L170 192V189H168L169 188L168 181H169V179L171 177L170 175H172L173 173H171L172 171L169 169V167L163 166V167H165V169H163L162 166L156 165V162L154 160H148V158L146 157L147 155L145 156V153L147 154V152H148V149ZM121 149L122 148H120L119 150H121ZM224 149H226V152H225ZM153 150H155V149H152V152H150V153H154L156 151V150L155 151H153ZM138 151H139V153H138ZM206 151H208V152H206ZM112 152L113 151H111V153L110 152H107V153H109L111 155ZM90 153H93V154H90ZM18 154H19L20 157H18ZM117 154H118L117 156L120 155V153H117ZM201 154H202V156H201ZM218 155H220L219 156L220 159L218 158ZM229 155H233V156H229ZM4 156H5V158H4ZM117 156H115V157H117ZM221 156H223L224 159ZM12 159L13 160L16 159L15 162ZM143 159H145V160H143ZM241 159H243V160H241ZM220 160H222L223 162H221ZM151 161H152V163H151ZM135 162H137L138 164L135 163ZM140 162L142 163L141 166L139 164ZM135 164H136V166H139V168H140V170L142 172H139L140 171L139 170L137 172V174H136L131 169V168H134L135 167ZM220 164H222L223 166H220L219 167ZM15 165L18 168L15 167ZM228 165L229 166L232 165L231 166L232 168L229 167ZM245 166H248V168L245 167ZM219 168L221 170H219ZM226 168H228V169L226 170ZM223 169L225 171H223ZM130 171L133 172V173H130ZM199 171L200 172L198 174L197 173L196 174L195 173H193V174L191 173L193 176H189L188 177V174H187V177L188 178L191 177V179H195V181H197L198 183L203 184V183H205L206 178L203 177V175H201V174H203L201 172V170H199ZM234 171L237 172V173L235 174ZM241 171H242V173H241ZM144 172H146V173L148 172V173L146 174ZM167 172H169V173H167ZM224 172L226 173L225 175H224ZM140 173L141 174H145V175H141ZM156 173H158L159 176ZM161 173H163V174H161ZM229 173H231V174H229ZM135 175H136V177H134ZM155 175H157V176H155ZM162 175H163V177H161ZM253 175H254V177H252ZM128 176H130V177H128ZM139 176H141L143 178L140 179ZM215 176H218V177L215 178ZM150 177H151V179H150ZM157 177H158V179H156ZM160 177H161V179H160ZM222 178H224V179L228 178L230 180H228V179L224 180ZM231 178L234 181H232ZM154 179L155 180H158V181H154ZM116 180H119V179L116 178L115 181ZM227 180H228V182H227ZM236 180H237V182H235ZM145 181H147V182H145ZM229 181H231V182H229ZM257 182H259V183H257ZM133 183H135V184H133ZM136 183H137V185H136ZM149 183H151V184H149ZM232 183H234V184H232ZM111 185L114 186L115 183L114 184H111ZM131 185H133V186H131ZM148 186L150 188H148ZM227 186H228V188H227ZM137 187H139V188L141 187L142 189L141 188L140 189L139 188L137 189ZM166 187H167V189H166ZM163 188H165V189H163ZM152 189H154L152 191V193H154V194H158L160 192L161 197H159L158 199L162 200L161 202H167V203L168 202H172L171 203L172 205H170V206H168V205L166 206L164 204H162L161 206H158V208L160 207V209H161V207L165 208V209L162 208L161 210L168 211L169 214H170V210L171 209H172V211L174 210L173 212L171 211V214L168 217L169 219L166 216L165 217L159 216V217H157L158 220L155 223L145 225L141 231L140 230H136V231H133V232L132 231H128L127 232L126 229H122V226H121V224H120V222L118 220V216H119V214L124 213V207H123V205L125 206L124 203H126L125 201H127V196L128 195H131L133 193H136L137 191L139 193L141 192L140 194L143 195V194H145L147 192V190L148 191H151ZM185 195H188V196L185 198ZM166 198H168V199H166ZM183 198H185L184 201H183ZM225 200H226V202H225ZM230 200H231V203H228ZM239 200H240V202H239ZM198 201H200V202H198ZM116 202H117V204H116ZM179 202H181V203H179ZM182 202H185V203H182ZM194 202H196V203L194 204ZM192 203L194 204L193 206H192ZM214 203H216V204H214ZM222 203H223V205H221ZM202 204H203V206H202ZM218 204H220V205H218ZM186 205H187V207H186ZM263 205H264V196H263ZM118 207H119L120 210L118 209ZM195 207H196V209H193ZM201 207H202V209H201ZM178 208H180V209H178ZM206 209H207V211H206ZM116 210L118 211V213H117ZM195 212L198 215H196ZM199 212L202 213V214H200ZM252 212H254V213H252ZM258 213L263 214V215H261L262 217H261L260 220H259V217H260L259 215L260 214H258ZM189 214H190V216H189ZM115 215L117 217H115ZM214 215L217 216V218ZM207 216H209V217H207ZM171 217L173 218V220L174 219L175 220L173 221ZM163 219H165V220H163ZM210 219L211 220H214L215 219V221H217V220L218 221L219 220L222 221L220 225L216 226L213 229L212 232H209V230H208V227H209L208 224L210 222ZM238 221H240V222H238ZM260 222L262 224H260ZM240 223L242 225H240ZM250 223H252V224H250ZM108 224H109V226H108ZM170 224H172V225H170ZM113 225H114V227H113ZM120 226H121V228H120ZM222 226H224V227H222ZM117 228H120V229H117ZM157 228H159L160 230L157 229ZM110 229H111L112 232L110 231ZM230 229H231L232 233L229 232ZM236 229H238L240 231V234H239V231L236 230ZM120 230H122V231H120ZM104 231H105L106 234H104ZM213 232H214V234H213ZM216 233H219V234H216ZM96 235H97V237H96ZM146 235H148V236L150 235V236L148 238H146L145 237ZM239 235H241L242 237H240ZM111 236H112V238H111ZM167 236H169V237H167ZM250 236H251V239L249 238ZM180 237H181V239H180ZM201 237H203V238H201ZM237 237H238V240H237ZM239 237L242 238V239H240ZM247 237H248V239H247ZM230 238H232V239H230ZM256 238L257 239L259 238V239L257 240ZM95 239H97V240H95ZM106 239H108V240L106 241ZM118 240H119V242H118ZM147 240H148V242H147ZM150 240L151 241L154 240V242L151 243ZM173 240L175 242H173ZM241 240H243V241H241ZM249 240H250V242H249ZM93 241H94L95 244L93 243ZM188 241H190V242H188ZM83 242H84V244H83ZM186 242H187V245H186ZM197 243H198V245H197ZM199 243L201 244V246H200ZM118 244H120V245L118 246ZM174 244H175V246H174ZM203 244H204V246H203ZM228 244H229V246H228ZM255 244H257V245L254 247L253 245H255ZM81 245H82V248H81ZM134 245H136V244H134ZM231 246H233V247L230 248ZM261 246H262V248H261ZM202 249H203V251H202ZM240 249H241V251H240ZM91 250H94V252L91 251ZM115 250H116V252H115ZM259 250H260V252H259ZM44 251H46L48 255H52V257L53 256L55 257V254L52 253L53 250H52L51 245L44 244ZM167 251H169V253L168 254H165V253H167ZM172 251H173V253H172ZM196 251H199V252L196 253ZM111 252H113V253H111ZM125 252H126V250H125ZM128 253H129V251L127 250V255H129ZM92 254H94V255H92ZM172 254H173V256L171 257ZM175 254H177V256ZM236 254H237V256H236ZM74 256H75V258H74ZM124 257H127V256L124 255ZM167 259L170 261V263H169V261ZM211 259H213V260H211ZM245 260H247V262ZM125 261H127V260H125ZM198 261H199V263H198ZM226 262H228V263H226ZM111 263L112 264H115L111 260L105 261V264H111ZM185 263L188 264L187 262H185Z\"/></svg>","mask_w":264,"mask_h":264}]
</instances>
